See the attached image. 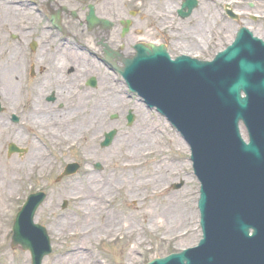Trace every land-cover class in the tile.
<instances>
[{"label":"rangeland","instance_id":"1","mask_svg":"<svg viewBox=\"0 0 264 264\" xmlns=\"http://www.w3.org/2000/svg\"><path fill=\"white\" fill-rule=\"evenodd\" d=\"M102 1L107 2L109 0ZM136 1L139 0H112L117 4L119 20L128 17V11L131 6L138 3ZM2 6L3 4L0 3V11ZM209 8L207 0L203 1L201 8L194 14L192 19H189L188 23L179 25L180 29L184 28L182 31L185 32L182 38L194 37L193 40L198 48L193 50V54L198 55L201 60H209L212 57L211 52L214 53V47H218L214 44L212 34L214 25L212 21L215 18H210ZM261 8L264 15V0H262ZM161 9L165 12L164 4ZM172 9V6L167 8L168 15L172 13ZM20 13L22 15L19 16L18 21L15 20L14 16L8 23H34L39 20L32 13L29 14L23 11ZM168 19L172 18L167 16L163 20L167 25L171 24L166 23ZM143 20L144 14L139 12L134 23H143ZM189 29L192 30L188 32ZM254 32L264 39V18L262 27L257 31L254 30ZM131 40L132 38L129 36V41ZM225 45L220 46L219 49ZM183 51L187 50L183 49ZM5 71L10 70L7 68L1 70L0 68V94H2V104L5 108L4 114L0 116V123L6 124L9 133H6L7 136H3L0 141V156L3 157L6 163L22 165L24 168L19 173L18 188L14 191L15 193L9 194L10 198H7V193L0 191V264H31V257L28 252L22 251L19 247L12 248V226L16 214L22 208L28 195L37 191L45 192L48 198L37 212L35 222L46 227L53 250L52 254L44 259L43 264H57V260L62 257L63 251L68 246L66 243L58 245L55 241L53 229L57 225L56 221L58 218L63 219L66 217L76 219L73 214L76 210V203L69 197L71 196L69 186L72 188L73 184L80 182V177L87 173L94 174L98 181L103 182L106 178L116 174L123 161H120V158L126 152H138L137 154L134 153V161L143 164L142 173L149 176L163 161L170 174H163L161 178H158V176L150 178L155 180L151 183L150 189H155V193L161 192L160 196H153L152 200L142 202V200L135 199L140 198L142 195L136 193L133 195L134 199H129L125 191L118 195L112 207L118 206V208L128 213L130 212L131 217L128 216V221L118 219L114 212L113 215L110 214L112 221L115 223L114 226L109 222L104 227L106 223L104 216L99 217V219L95 218L94 222L91 223L92 228H90V224L81 223L80 229L82 231L89 230L93 233L92 241L89 244L91 253L88 251L87 254L86 251V256H84L86 264H93L92 261L95 259L98 261L96 264H147L155 258L181 252L198 244L201 239L200 214L197 207L200 185L190 162V149L180 135L164 119L138 103L137 99H129L128 95L125 94V87L116 81H110L107 76H104V72L99 77L104 82L109 81V83L114 84L110 88H104V84H102L98 91L99 98L95 99L96 92L94 95L89 94L87 99L92 97L91 100L79 106H74L76 108L75 113L69 115L65 112L74 108L55 109L52 106L46 107L36 103L33 104L29 98H26L27 102L25 98H20L19 80L14 77L15 84L13 86L9 85L8 82L5 83L2 79L3 73H6ZM17 78H19L18 75ZM20 82H24V80L20 78ZM6 85L12 89L5 87ZM107 89L111 92L105 93ZM4 90H6V93ZM22 101H25V103H22ZM34 105L47 108L46 113L43 114L44 116L39 119L42 122L39 128L30 122ZM92 105L99 109L98 120L102 124L100 130L99 127H96L90 132L83 133L80 137L74 130L65 132L61 129L56 136L51 133L50 128L53 127V123L50 118L55 113L75 117L76 121H80L84 117L83 113H85H81L80 110L82 108L90 110L93 107ZM130 111L134 114L135 121L131 127H128L126 117ZM20 112L23 115H20ZM89 112L87 111V113ZM12 114L21 117L22 124L18 127L10 122V125L5 122ZM114 115L119 116V121L113 122L110 120V117ZM120 123L122 126H119ZM118 126L119 134L113 145L109 149H101L102 133L112 127L118 128ZM17 136L20 137L16 138ZM64 137H67V142L63 141ZM10 143H15L20 148L27 149L28 153L22 157L15 155L9 158L7 148ZM68 144L71 147H67ZM61 145L66 147H61ZM38 147L45 152L43 161L34 156V150ZM139 154H145L147 161H139L140 157L136 158ZM73 162L81 165L80 171L76 175L67 177L57 183L56 179L66 165ZM96 163L102 165V171H97L94 168ZM144 178L143 175L141 179ZM133 181L135 180L133 179ZM177 185H181V188L174 189V186ZM112 194L113 192H107L104 197H109ZM172 200L181 205L180 210L182 212L180 213H185L186 217L179 212L174 214L175 212L166 210L163 212L162 225L161 221L150 213H153V210L158 212V204L162 203V206H165ZM147 203L149 208L152 207L150 213L143 211V205ZM63 205L65 209H63ZM123 227L125 231L122 230ZM126 231H128L127 234ZM113 235L120 237L114 238Z\"/></svg>","mask_w":264,"mask_h":264},{"label":"water","instance_id":"2","mask_svg":"<svg viewBox=\"0 0 264 264\" xmlns=\"http://www.w3.org/2000/svg\"><path fill=\"white\" fill-rule=\"evenodd\" d=\"M221 56L211 64L187 58L170 62L175 68L161 63L144 78L134 75L145 68L135 65L138 61L124 60L125 69L118 70L193 145L192 160L202 182L200 246L151 264H264V142L256 135L264 127V72L257 71L264 70V63L236 54ZM230 66L238 71H222ZM242 92L249 98L242 99ZM128 120L132 123L133 116ZM241 120L253 137L248 145L238 130ZM114 136L107 135L102 146H109ZM10 151L19 150L12 146ZM77 169L70 165L65 175ZM44 200V194L31 196L14 227L15 245L29 250L34 264L51 252L46 230L33 224ZM250 229L253 238L248 237Z\"/></svg>","mask_w":264,"mask_h":264},{"label":"flooded vegetation","instance_id":"3","mask_svg":"<svg viewBox=\"0 0 264 264\" xmlns=\"http://www.w3.org/2000/svg\"><path fill=\"white\" fill-rule=\"evenodd\" d=\"M14 1L15 6L34 10L39 14L40 20L39 23H1V50L6 58H18L13 66L15 69L29 68L32 97L38 103L61 106L82 104L90 100L86 99L84 94L88 90L92 91L87 85L93 76L96 80L93 89L99 98L100 86L112 84L99 77L103 73V45L111 51H120L126 57L135 56L134 47L137 44L163 45L170 55L192 56L193 50L198 48L194 37L182 38L185 32L179 25L185 20L179 21L178 11L186 0H146L143 23H132L128 35L124 38L121 37L122 23H118V7L112 0L92 1L96 14L112 22L108 27L100 25L94 30H90L89 24L85 23L87 10L82 0ZM201 1L198 0V7ZM161 4H165V15L173 18L166 21L171 23L169 25L163 22ZM207 4L210 6V18H215L212 21L215 45L221 46L230 39L240 27L235 23H244V26L253 32L263 25L262 0H207ZM227 5H231L232 11L239 16L237 21L225 13ZM171 6L172 13L168 15L167 8ZM63 7L76 11L80 20H74L70 15L62 13L61 23H55L59 26L56 28L51 22V15H57ZM81 12H84L82 19ZM95 60L98 65H95Z\"/></svg>","mask_w":264,"mask_h":264},{"label":"bare ground","instance_id":"4","mask_svg":"<svg viewBox=\"0 0 264 264\" xmlns=\"http://www.w3.org/2000/svg\"><path fill=\"white\" fill-rule=\"evenodd\" d=\"M1 13L2 15L0 16L3 18V21L0 23H8V21L11 20L14 16L15 20L18 21L19 16L21 17L22 15L15 8L8 7L4 4L1 7ZM16 15H18V17H16ZM5 72L6 73H3L2 79L5 83L8 82L9 85L11 84V86H13L15 84L14 77L17 74V70L12 68L10 71ZM11 80L13 81L11 82ZM5 87L12 89L10 88V86L8 87V85H6ZM4 92L6 93V90H4ZM7 96H9V94H7ZM98 110L99 109L96 106H93L90 110L87 108H82L80 112L85 113H83L84 117L81 118L80 121H76L74 119L75 117H67L57 113L52 118H50V121L53 123V127L50 128V131L53 135L56 136L59 130L61 129H63V131L65 132L74 130L77 132V134H79L78 137H80L83 135V133L90 132L94 128L100 126L101 122H99L98 120ZM46 111L47 108H42L38 106L33 107L31 123L34 124L37 128H39V125L42 123L39 120L41 119L40 117L44 116L43 114L46 113ZM87 111L90 112L87 113ZM72 113H75V110L70 111L69 115ZM6 133H9L8 127L6 126V124L4 125L0 123V141L3 136H7ZM18 137L20 136H17L16 138ZM63 139L64 142L68 141L67 137H64ZM50 143L52 142L50 141ZM66 146H69V144ZM66 146L61 145V147ZM44 153L45 152H43L39 147L34 150V156L36 158H39V160L41 161L44 160ZM134 153L137 154L138 152ZM134 153L126 152L125 155L121 156L122 159L120 158V161H123L119 170L116 171V174L106 178V180H104L103 182L98 181L97 177H95L94 174L92 175L91 173H87L80 177V182H75L72 188L71 186H69V192H71V196L69 197L76 203V210L73 213L76 219L72 217H66L63 219L58 218L56 221L57 225L53 229L55 241L58 245L66 243L68 246L63 251L62 257L57 260V264H86V261H84L86 258H84V256H86V251L87 254L90 252L89 244L92 241L93 233L89 230L82 231L80 229L81 223H85L88 225L90 224L89 226L90 228H92L93 225L91 223L94 222V219H99V217L102 218L104 216L106 219L104 227H106V224H108L109 222L111 225H113L115 223L112 221V216L110 214L113 215L114 212L116 213L115 215L118 216V219L121 218V220L123 219V221H128V216L131 217V215L129 214L130 212L128 213L118 208V206L112 207V204L115 203L116 199L118 198V195L123 191L126 192V196L129 199H134V193L142 194L140 198H135L142 200V202L152 200L153 196H160L161 192L155 193V189H150L152 185L151 183L155 181L154 179L150 178L157 176L158 178H161L163 174L169 175L170 172L165 167L166 164L162 161L159 167H157L155 171L152 174H149L148 176V174L142 173L143 164L136 163L137 161H134ZM138 157H140L139 161H147V157L145 159V154H139L136 158ZM23 168L24 167L22 165L6 163L3 157L1 158L0 156V191L2 193H7V198H10L11 196H9V194L13 193L18 188V181L20 175L19 173L22 172ZM143 175L145 178L141 179ZM133 179L135 181H133ZM107 192H113V194L109 197H104V195L106 196ZM158 205V212H154L153 210V213H150L152 212V207L149 208L148 203L143 205V211L146 213L153 214L156 218L161 221V224L163 223L164 219L163 212H165L166 210L169 212H175L174 214H176V212H182L180 210L181 205L177 201H169L168 205L165 206H162V203ZM180 214L186 217L185 213ZM122 230L125 231V228L123 227ZM125 233L127 234L128 231H126ZM113 237L117 238L120 236L113 235ZM131 249L133 250L134 248ZM92 262L93 264H96L98 261L95 259Z\"/></svg>","mask_w":264,"mask_h":264}]
</instances>
